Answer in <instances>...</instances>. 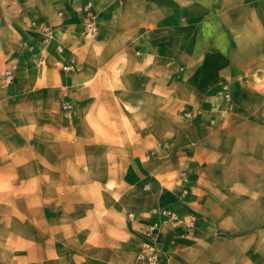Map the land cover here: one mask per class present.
I'll return each instance as SVG.
<instances>
[{"label":"crops","instance_id":"0c3cea01","mask_svg":"<svg viewBox=\"0 0 264 264\" xmlns=\"http://www.w3.org/2000/svg\"><path fill=\"white\" fill-rule=\"evenodd\" d=\"M260 82L264 0L2 7L0 264H264ZM159 207L194 213L195 231L160 223L143 262Z\"/></svg>","mask_w":264,"mask_h":264},{"label":"built area","instance_id":"2783aa9c","mask_svg":"<svg viewBox=\"0 0 264 264\" xmlns=\"http://www.w3.org/2000/svg\"><path fill=\"white\" fill-rule=\"evenodd\" d=\"M80 18L83 32L90 35L98 33L96 13L94 12L91 1H86L82 6ZM15 67L16 66L12 64L5 69L1 78L4 85L8 86L13 82ZM62 67L67 68L72 67V65H63ZM181 179L185 181L186 177L182 176ZM153 211L160 215L161 222L154 221L148 225L146 238L140 241L137 256L140 261L157 263L158 255L156 247L153 243V238L155 230L160 226V223H165L167 221H184L187 232L192 233L195 231L197 218L192 212H188L184 216H180L177 211L167 207L154 208ZM129 215H132V213H129Z\"/></svg>","mask_w":264,"mask_h":264},{"label":"rangeland","instance_id":"374dc122","mask_svg":"<svg viewBox=\"0 0 264 264\" xmlns=\"http://www.w3.org/2000/svg\"><path fill=\"white\" fill-rule=\"evenodd\" d=\"M24 1H25V0H0V13H1L2 7H6V6H9V5H15V6L21 5V6H22V4H23ZM40 26H41V25H38V23L36 24V27H38V30L41 32L42 36H44V37L49 36L50 34H44V33H43V31H44V32L49 31L48 28H46L45 26H41V27H40ZM12 32H13V31H12ZM12 64H14V65L16 66V67H15V70L17 69L18 64H17L16 62H14V61L8 62V63L4 66V69H3L2 73H1V78H2V76H3V73H4L5 69L8 68V66H9V65H12ZM1 83H2V79H1ZM261 83H262V82H260V85H261ZM2 84H3V83H2ZM3 85H4V84H3ZM4 86H6V85H4ZM262 87H264V84L261 85V89H262ZM222 90H223V97H224V100H225L226 102L230 103V108H231V110H233V109H234V104H236V103L234 102V98H233V97H234V93H233L231 87L229 86V83H227V82H223V83H222ZM235 107H236V106H235ZM180 176L182 177V176H185V175H180ZM185 177H186V176H185ZM186 233L192 235L194 232L189 233V232H187V230H186Z\"/></svg>","mask_w":264,"mask_h":264}]
</instances>
